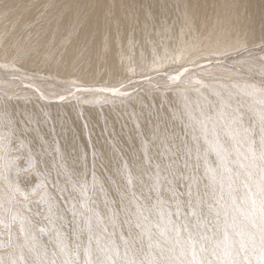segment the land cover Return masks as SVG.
Wrapping results in <instances>:
<instances>
[{
	"label": "bare ground",
	"instance_id": "obj_1",
	"mask_svg": "<svg viewBox=\"0 0 264 264\" xmlns=\"http://www.w3.org/2000/svg\"><path fill=\"white\" fill-rule=\"evenodd\" d=\"M254 1H171L180 14L176 39L171 43L164 41L173 30V26H165L158 34L162 45H153L148 50L147 42L154 36L144 27L137 29L133 26L135 20H140L143 26L147 23V7L139 5L142 2L28 0L24 3L21 0H3L0 6V67H29L58 72L57 76L61 78L58 80L73 87V95L78 96L81 104L62 102L61 96H50L45 92L36 96H0V136L11 140L12 158L19 157L11 170L0 176V194L15 193V198L22 200V193H28L35 201L44 189L40 188L35 195L32 192L41 184H46L49 196L58 202L64 215L63 226L67 231L71 227V214L63 213V209L70 208L75 201L65 202L67 192L61 194V189L69 187L66 181L74 173L72 179L81 182L77 188L81 185L88 188V196L81 197L82 200L86 199L90 207L106 216H111L112 211L120 208L119 220H123L121 199L128 204L133 201L132 193L135 192L134 203L130 205L132 210H135L136 202L144 204L149 184L154 185L153 173L158 163L188 174L193 172L191 166L196 162L194 153L187 161L188 168H185L183 153L179 157L173 153L179 140L191 131L185 127L189 124L185 96L192 102L194 115H199L196 101L205 105L207 111L205 97L213 103L217 99L211 89L202 88L197 81L211 85L222 93L232 91V108L239 106L243 109L246 125L258 124L257 112L264 97L259 93L245 94L253 92L245 86H264L248 81L199 77L166 90L127 95L123 89L105 92L99 89L117 88L97 86L122 77L130 70L142 69L145 59L151 66H156L169 57L171 61L184 63L185 67L193 65L198 70L201 60L217 58L218 53L231 45H241V42H236L243 38L252 39L261 33L258 26L263 24L264 27V0H261L262 11L256 15L252 11ZM38 3L42 5L40 10L35 7ZM246 8L249 12L244 14ZM17 72L21 73L18 69ZM179 75H174L173 79ZM79 82H89L91 87L84 89V83ZM100 93L110 94V100L98 103L95 97ZM84 95H87V102L83 104ZM168 141L172 144L169 145ZM205 158L207 166L223 171L215 152L209 151L206 157L202 154L195 173L202 190L203 185L210 183L209 176L205 174ZM232 160H235V154ZM229 167L233 171L238 169V165L231 163ZM129 173L131 185L127 183ZM219 179L218 176V182ZM227 183L224 174L225 200L228 199ZM178 190L186 193V182H181ZM208 191L211 193V189ZM219 194L218 183L216 195ZM233 194L237 202L244 206L242 197L246 195V190L239 181ZM151 199L155 203V198ZM181 199H186V195ZM209 202L215 206L210 198ZM169 210L174 211V205L166 207L165 214ZM37 213L42 215L37 216ZM31 215L41 220L40 226L46 229L43 233L37 231V240L47 243L49 233L59 228L60 222L53 225L43 220V216L47 215L46 204L39 207L33 204ZM213 216L214 213L208 219L212 220ZM151 219L165 223L159 221L155 212ZM119 220L117 237L121 230ZM18 229L19 221H15L11 230L19 235ZM152 231L156 232V228L153 227ZM124 232L127 233V226ZM0 233H3L0 240L5 241L0 247V255L22 264L19 249L7 247V230L0 227ZM208 234L211 235V232ZM120 243L117 238V244ZM145 251H148L147 247ZM9 253L12 255L9 256ZM24 256L25 259H32L26 250ZM252 258L255 260L254 256Z\"/></svg>",
	"mask_w": 264,
	"mask_h": 264
},
{
	"label": "snow or ice",
	"instance_id": "obj_2",
	"mask_svg": "<svg viewBox=\"0 0 264 264\" xmlns=\"http://www.w3.org/2000/svg\"><path fill=\"white\" fill-rule=\"evenodd\" d=\"M197 83L202 88L211 89L217 99L213 103L205 97L207 111L205 105L196 101L199 115H194L192 102L185 96V111L189 119L185 127L191 131L179 140L173 153L177 157L183 153L185 168L189 167L187 161L194 153L196 162L191 166L193 172L188 174L158 163L153 173L154 185L149 184L144 204L136 202L135 210H132L130 205L134 203L135 192L132 193L133 201L128 204L121 199L123 220H119L120 208L112 211L111 216H106L90 207L86 199L82 200L81 197L87 198L88 188L86 185L77 188L81 182L72 179L74 173L66 181L69 187L61 189V194L67 192L65 202L75 201L70 208L63 209V213L71 214V227L67 231L63 226L64 215L58 202L49 196L46 184H41L32 192L35 195L40 188L44 189L35 201L28 193H22V200H17L15 193L0 194V227L7 230V247L19 249L22 264H264V98L260 100L262 107L257 112L258 124L246 125L243 109L239 106L232 108V91L222 93L202 81ZM245 88L253 90L245 94L259 93L264 97V87L246 85ZM99 91L118 92V89ZM196 91L200 92L199 89ZM200 95L203 96V93ZM168 143L171 145L172 141ZM10 146L11 140L0 136V176L10 171L19 159L12 158ZM209 151L216 153L223 171L207 166L205 158V174L209 176L210 183L203 185L202 190L195 173L202 154L206 157ZM233 154L235 160H232ZM230 163L238 165V169L233 171ZM224 174L228 181L227 200L223 194ZM237 181L246 190V195L242 197L244 206L237 202L233 194ZM181 182H186V193L178 190ZM127 183L132 184L130 173ZM218 183L220 194L217 196ZM185 195L186 199H181ZM33 204L37 207L47 205V215L43 216V220L53 225L60 222V227L49 233L47 243L37 240V231L43 233L46 229L40 226L41 220L31 215ZM172 205L174 211L169 210L165 214V208ZM154 212L159 221L165 223L153 221ZM213 213V219L209 220L208 216ZM40 215L37 213V216ZM118 220L121 230L117 237ZM15 221H19V235L11 230ZM153 227L156 232L152 231ZM117 238L120 244H117ZM4 244L5 241L0 240V247ZM25 250L32 259H25ZM0 264L18 262L0 255Z\"/></svg>",
	"mask_w": 264,
	"mask_h": 264
},
{
	"label": "rangeland",
	"instance_id": "obj_3",
	"mask_svg": "<svg viewBox=\"0 0 264 264\" xmlns=\"http://www.w3.org/2000/svg\"><path fill=\"white\" fill-rule=\"evenodd\" d=\"M0 0V6L2 5ZM28 0H21L26 3ZM36 1V0H34ZM123 1V0H122ZM139 5L147 7V23L142 25L140 20L134 21V28L139 29L144 27L154 36L147 42L148 50L150 47L161 46L162 41L159 37V32L165 26H173L174 33L169 34L165 38V42L171 43L176 39L175 30L178 29L179 10L175 9V0H136ZM145 2V4H144ZM253 14H258L262 11L261 0H255ZM144 4V5H143ZM172 5V6H171ZM36 10H40L42 5L38 3ZM249 12L246 8L244 14ZM2 14H0V17ZM141 23V24H140ZM142 25V26H141ZM261 33L256 34L254 38H243L236 44L231 45L228 49L218 53L217 58H205L200 61L199 69H195L193 65L184 66V63L171 61L168 57L165 62H161L156 66H151L145 59V64L140 70H130L128 74L115 78L111 82H104L97 86H110L117 89H123L127 94L137 92L161 91L173 88L186 82L191 78H213L218 77L221 80H243L253 84L264 86V27L263 24L258 26ZM135 30V29H134ZM157 34V35H156ZM135 43L136 40H133ZM193 66V67H192ZM187 68V71H183ZM17 69L21 72L18 73ZM180 73L177 79H173L174 75ZM58 72H49L47 70H34L29 67H0V96L17 97L25 94L26 96L38 95L40 92H45L50 96L64 97L62 102H78V96L74 97L73 87L65 84ZM83 84L84 82H79ZM91 83H84L83 88L89 89ZM87 86V87H86ZM36 89V90H34ZM126 90V91H125ZM111 95L108 93L97 94L95 99L98 103L110 100ZM87 95L83 97V104L86 103ZM92 102V101H90ZM94 105L93 103H89Z\"/></svg>",
	"mask_w": 264,
	"mask_h": 264
}]
</instances>
